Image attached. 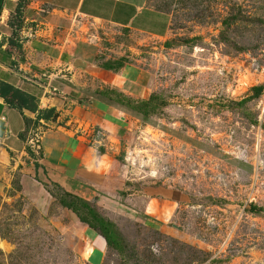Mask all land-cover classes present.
<instances>
[{
    "label": "rangeland",
    "instance_id": "rangeland-1",
    "mask_svg": "<svg viewBox=\"0 0 264 264\" xmlns=\"http://www.w3.org/2000/svg\"><path fill=\"white\" fill-rule=\"evenodd\" d=\"M151 4L171 14L164 36L74 22L98 65L131 66L145 84L103 88L129 115L118 140L93 145L105 170L118 160L109 191L46 182L33 167L44 127L29 121L0 200V264H264V0ZM81 225L104 238L100 256L76 241Z\"/></svg>",
    "mask_w": 264,
    "mask_h": 264
},
{
    "label": "crops",
    "instance_id": "crops-1",
    "mask_svg": "<svg viewBox=\"0 0 264 264\" xmlns=\"http://www.w3.org/2000/svg\"><path fill=\"white\" fill-rule=\"evenodd\" d=\"M79 18L154 37L166 35L171 22L151 0H0V200L25 163L27 122L35 119L44 130L33 167L46 182L78 195L108 192L111 175L120 170L114 157L105 170L106 149L94 148L92 131L97 127L107 140L120 137L127 111L103 88L136 96L143 75L131 66L98 65L95 43L77 36ZM75 235L90 242L92 256L106 247L101 235L82 225Z\"/></svg>",
    "mask_w": 264,
    "mask_h": 264
},
{
    "label": "built area",
    "instance_id": "built-area-1",
    "mask_svg": "<svg viewBox=\"0 0 264 264\" xmlns=\"http://www.w3.org/2000/svg\"><path fill=\"white\" fill-rule=\"evenodd\" d=\"M92 135H93V137H94V139H93V143L94 144H97V143H99V138H101L100 136H102V135H104L100 130H93L92 131Z\"/></svg>",
    "mask_w": 264,
    "mask_h": 264
},
{
    "label": "trees",
    "instance_id": "trees-1",
    "mask_svg": "<svg viewBox=\"0 0 264 264\" xmlns=\"http://www.w3.org/2000/svg\"><path fill=\"white\" fill-rule=\"evenodd\" d=\"M28 123V122H27ZM66 194V193H65ZM69 194V193H68ZM70 195H72V194H70ZM74 198H77L78 199V197H76V196H74V195H72ZM79 199H81V198H79ZM85 204H86V206H87V200H85V199H81ZM66 205V204H65ZM102 225H104V223L101 221V220H98Z\"/></svg>",
    "mask_w": 264,
    "mask_h": 264
}]
</instances>
